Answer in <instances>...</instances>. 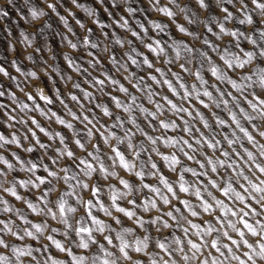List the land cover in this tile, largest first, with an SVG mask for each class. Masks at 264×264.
<instances>
[{
	"label": "snow or ice",
	"instance_id": "1",
	"mask_svg": "<svg viewBox=\"0 0 264 264\" xmlns=\"http://www.w3.org/2000/svg\"><path fill=\"white\" fill-rule=\"evenodd\" d=\"M104 3V0H101ZM171 5H176L179 8L181 13L188 11L187 0H185V6L180 7V0H169ZM76 7H82L83 5L78 3V0H75ZM162 0H153L152 7H155L156 10L160 13H163L165 17L173 18L175 17V13L168 6H161ZM236 5L240 8V12L236 11V8L233 7ZM231 6V7H230ZM49 7H54V5H49ZM113 7H120V5L115 3L113 0ZM257 8L261 11H264V0H243V5H240V0H196V11L191 14V16L187 19V23L189 25H195L201 23L198 19L201 14V10L204 13V19L208 22H212V17L210 13L213 11L221 17V21L218 23V30L220 34L230 35L231 37H235L236 39L231 42V46L233 48H237L239 45L238 52H232L231 55L233 59H228L225 55H221L219 60L223 62L224 69L229 70L232 68H244L247 63V57H252L254 54L264 56V44L259 45V52L255 47H252L251 50L248 49V45L245 44L241 46L240 38L245 35L244 31H231L228 32L223 21L234 20L237 15H241L246 8ZM129 12H134V10L130 9ZM40 11L36 9L31 10V16L36 18L41 15ZM9 12L0 8V18H7ZM112 15V13H111ZM243 17V16H242ZM62 20H65V17H61ZM122 20V23H121ZM245 21L252 23L254 27L248 31H251L253 34H258L261 39H264V29L261 28V20L259 17L249 14L242 19H239V24L243 25ZM67 23V21H66ZM114 23L117 27H121L122 24H129L127 19L114 20ZM77 24L80 27H84V25L77 20ZM208 33H213L214 36L217 34L214 32V27H207ZM102 28H108L107 24H102ZM155 29L159 32L163 33L167 25L155 24ZM142 32L131 31V37L135 39V41L145 40L143 47L147 50V53L150 55H145L140 52L139 55L142 56V60L146 63L147 67V75H145L144 79H146L149 84L152 83H161L160 77L165 75L166 69H164L163 65L167 64L168 66H172V72L167 73L165 75V79L162 82V86H164L165 95L163 97V101L161 103H167L174 109H177L181 114L186 113L189 117L199 116L200 120L199 124L202 125V128L198 129H184L185 131H190L192 135V139H184V144L187 146V150L185 151V158L187 160H191L190 151L194 150L197 146H202L205 149L204 156L197 155V164L199 169H207V171H197L193 170V167H187L178 175V191L179 193H190L191 196L195 197L196 203L194 204L191 199L181 198L178 192L175 190L174 185L170 183V180L166 173L162 171L160 163L156 161H167L169 159V154H165L167 150V143L169 136H165L164 133L169 132L171 129L169 127V121L161 118L159 121L156 120L155 114L150 113V122L154 125L152 129L142 128L143 136L138 137L137 139H148L152 144H158V152L159 155H153L152 160L153 163L151 165L152 169L155 171H159L161 175V179L159 184H162L165 187L167 193L171 194L167 195L162 200L161 212L163 215L157 214L155 218H152L149 215L148 219H144L143 216L137 215V211L130 209H141L145 212L149 210V208L155 209L157 208V202L152 199H143L141 200L140 196L136 195V192L140 189H137L135 185L139 184L140 180H143L144 183L142 185V190H147L150 193L159 196L160 188L154 186L151 182H146V176L141 172L135 173L131 177L130 180L127 178H121L119 181H114L112 179L113 173L110 172L109 168L105 165V160L108 163H111L112 158L119 162V167L124 173H129L131 171L129 167V162L131 157L128 155L127 149L129 147H135V141L133 137L136 135L135 131L132 130V125L137 124V116L134 113L130 118L121 116H117L113 114V111L110 110L111 106H114L121 113L133 111L132 107H125V105H134L136 102V88H129L125 86V84L121 83L120 80L113 77L111 73H104L103 75H96L95 85L100 86L104 89L106 93V98L101 99L94 92L84 88L81 83L77 82L72 89L78 90L77 92L70 91L69 100L72 102H80L83 103V98L85 96L91 95L92 99L95 101L94 104L89 105L91 111L85 113L83 119L88 123L89 128L85 129L82 124H80L79 128H76V125L72 123H68L65 118H62L57 114V111H53L49 108L45 111L44 108L41 107L39 103H36V98L32 94H28L26 99L28 101L33 102V107H29L28 103H23L19 106V111H17L15 106H9L0 102V124H6L7 128L15 129L19 126L24 135L22 137L18 136L17 132L10 133V138L6 137L3 134H0V149L5 148L6 146H10L15 144L17 148L24 147L25 152L27 153H35L37 148L48 150L52 152L53 159L48 160L47 157L44 159L48 162L43 165H38L33 160H28L27 162L23 160L16 152L11 153V158L6 157L3 154H0V184H3L2 192L6 194H10L11 197H14L16 201H21L22 206L26 205V209L31 213H35L36 215L29 219L26 216L19 215L21 212L20 208L16 209L15 215H13L12 207L9 206V200L0 197V211L4 214H7V217H0V264H4L6 260L9 259V254L7 253V249L11 246L7 239L6 232L10 233L12 231V227L14 224L22 225L24 228V232L21 233L17 231L16 240L19 241L23 239L25 236L33 237L36 236L32 229L35 230V234H39L40 237H43L45 234V225L43 224V217L39 212L35 210L36 203L33 202V199L41 202V209L44 210L45 204L50 205L47 209L51 220H56L57 213H59L61 217L60 225L66 226L69 231L64 233L65 237H69L68 243H61L60 240L56 239L53 235L48 234L46 240L50 242L51 246H54L55 249H58L59 252L66 254L65 260H59L55 258L53 255L49 254V244L40 245L38 247L32 248L29 247L27 251H22L19 248H14V254L24 260L28 259L30 264H145V257H141L139 253L150 252L148 250V243L146 241L150 240L149 235L142 234L141 237L135 236L132 239L128 237L131 236L133 232V228L131 227H122L120 230H117L113 225L122 226L126 221L122 220V217L127 220H132L135 217V224L137 228H152L153 226H160V231L164 229H173V227L180 230L182 235H175L169 231L168 235L173 236L174 244L169 245L167 239L165 237L162 240H158L155 242V248L159 249L160 253H163V261H161L160 257L153 254L151 257H147V261L150 260V264H226L227 261L235 262V264H252L254 259L257 260V264H264V219H257L254 223L249 222L247 217L250 215L257 217H264V188L259 187L258 184L253 183L250 188L240 187L238 188L240 191H237L236 201L243 205L240 212H237L233 208H230L223 199L217 198V195L214 194L213 191H209L205 196L203 192V186L208 185L210 189L215 190L217 193L222 196H227L229 190L237 189V186H234V182L230 179L232 168L235 165H232L231 160H229L228 164L224 163V159L231 156L232 159L236 158V153L231 152V148L229 145H234V141L230 136H222L221 139L213 140L205 129L212 128L215 131V127L213 124L209 123V119L206 117L203 111H201V107L203 109H208L209 104L206 102L205 98L215 97L216 91L209 89L203 93L199 92V87L197 84H192L190 87L187 84V80L185 76L187 75V64L184 63L182 58H186L189 55L195 57L196 55L204 56L205 54L209 55L210 61H215L210 53L215 51H221L222 53H228V46L221 47L218 43H213L209 38L200 35L197 36V30L193 28L189 30L182 24L177 23L176 28L179 33H184L186 36H192L197 40V44H189L186 43L183 39H173L171 43L165 45L163 43L164 37L149 35V29L146 28L143 24L140 25ZM257 29H261L257 31ZM68 31L72 32V28L69 26ZM88 33L92 32V29H87ZM75 35V33H73ZM103 40L107 38L109 42L113 45V51L109 59L111 61L117 60V51L115 50V46H119V49H124L125 44L124 40L119 38L115 32L111 35L108 31H103L101 36L96 37L97 42H93L89 36H85L80 44V47H89L91 50L87 52V56L89 59H92L93 65L98 66L99 64H105V55L107 54V49H105V54H99L98 50L101 45V39ZM219 36H217V40ZM64 40L67 41L68 45L72 49H77L78 44L73 43L72 40L68 39L67 36H64ZM202 41V43H200ZM256 39L252 40V44L256 43ZM129 44H134L133 39H128ZM199 45V46H197ZM204 49V50H202ZM37 52L40 51L39 48L36 49ZM131 52H137L136 48L131 49L130 52L124 53L120 52L121 55H125L129 61L130 66L135 65L137 63V59L135 56L131 55ZM162 54H168L170 57L174 56L176 59H181V63L179 65L175 64L173 59L164 60ZM160 57L161 66L157 67L155 64L156 58ZM28 59H32V56H28ZM65 61L69 67L72 66V57L65 55ZM235 61V63L233 62ZM13 66L17 65V61L13 60ZM21 71V67L16 66V72L19 73ZM248 71V69H245ZM211 77H214L217 81L216 88L218 89L220 95L224 96V104L227 105L231 103L232 93H224L223 89L219 87V84L222 82L223 72L221 71L220 65L216 62H212L210 68L208 69ZM0 73L3 76L9 77L10 80L15 81L16 77L11 75V73L6 70L5 67L0 65ZM28 77H36L35 71H29L25 73ZM196 81L201 82L202 73L199 69L195 72L194 76ZM261 77L264 78V69L261 71ZM204 83H210L209 80H204ZM116 86L119 84L118 92L123 94V97L113 94L108 91V85ZM233 87H235V80L231 81ZM19 87V85H17ZM197 90L198 104L200 107H196V111H193L189 106H184V108H179L177 102V95L181 98L185 96L188 97V104H193L191 100L192 90ZM24 89L22 88L21 91ZM182 90V91H181ZM131 91L133 95L131 97L127 96V93ZM158 91V90H157ZM7 89L4 87L2 83H0V97H4L6 95ZM215 93V94H214ZM170 94V95H169ZM230 98V99H229ZM39 99L44 101L47 105H52L56 102L49 98L47 95L43 94L41 91ZM121 99H124V105L120 103ZM159 99V97H157ZM251 99V98H249ZM59 103L67 104L63 98L57 99ZM216 108L220 107L218 101L213 100ZM69 107V104L67 105ZM157 108L160 107L158 103L156 105ZM253 110L255 111L257 108L260 109L259 115L264 117V94H258L257 101L251 105ZM28 112H38L41 117H47L48 120L54 121L59 125H63L64 129L76 128L77 131L74 132V135L77 136V139L73 143V146H70L66 143L68 137L63 135L60 131L52 133L46 130L45 127L41 126L38 119L35 116L28 115L25 116L23 113L25 111ZM147 110V106L145 108ZM97 115L101 117L99 123L92 119L93 115ZM165 116L167 113L164 114ZM211 116H216L215 126L219 125L221 128L227 129L229 124L235 125L237 114L233 113L230 118V123L226 119H220V115L213 111ZM107 118V119H105ZM110 118V119H109ZM73 121H79L81 119V115L79 112L72 110ZM130 119V123L127 125V140L129 143L126 145L125 140L121 137L124 136V133H119L117 131V123L119 121L120 126H124V120ZM173 122H175L178 126L181 125L180 121H175L174 118H169ZM248 120H251L252 125H257V131H250L249 128L241 129L242 132L247 136L249 143H255L258 137H264V120L258 121L251 116L247 117ZM186 123V122H185ZM93 125H95V129H100V131H96L93 129ZM155 127H159L161 132L159 134L155 133ZM43 133L49 140L58 139V144L53 151L51 149L50 143L43 142L40 137L37 135V131ZM252 129V128H251ZM172 131V130H171ZM111 133V136L116 140V142L120 145L118 147L108 148L104 147L105 143L108 142L109 136L108 133ZM84 135H90L95 137V148L91 145H88L87 148L85 146L84 140L81 138ZM183 135V132L180 133ZM23 141H28L27 146H24ZM222 142H226L227 147L225 148ZM64 145L68 148L66 155L61 153L60 146ZM219 144L221 149H225L224 151H218L220 158L218 161H214L212 156L209 155L208 150L217 151V145ZM246 147V146H245ZM260 154H264V143L259 144ZM247 148V147H246ZM99 151L101 154L104 152H108V157H103L97 165L94 163L96 156L95 152ZM144 151H147L145 149ZM81 155L80 159H76L77 154ZM61 155H64L65 163L63 165H59L57 162V158ZM137 157L144 160L147 157L142 155L141 150L136 151ZM245 158L250 160H255L256 155L253 154L252 151H246ZM11 159H15L19 165H25L27 163L28 167L21 168L22 171H27L29 173L37 171L38 168L42 169V172L39 175H35L32 178L31 182L25 179H18L19 173L16 172V168L14 164L11 162ZM75 160V164L72 161ZM175 163H179L180 161L173 157ZM76 165H80L81 168H90L92 170L91 181L92 183H84L80 185L79 180L71 175H65L68 173L69 168L73 171H79L76 168ZM57 167L61 168V171L57 172ZM135 167V165H132ZM255 168L259 173L264 174V165L256 164ZM223 169V171H221ZM224 171L229 173V177L226 178L224 176ZM12 172L14 175L9 177L8 173ZM103 173V176L101 175ZM191 173L192 176L196 177L200 181V185L196 186L195 189L191 183H188L185 180V174ZM212 174H215L213 176ZM216 175L221 177V181L217 182ZM61 176H63V180H61ZM207 177V178H206ZM138 178V179H137ZM247 179V177H245ZM59 181L60 191L53 194L51 191L53 185ZM71 181H75L74 183H70ZM110 182V183H109ZM264 183V181H261ZM118 185H123L124 189H127V192L118 191ZM64 185H68L70 188L75 189L77 186L82 188V191L85 195L90 193V198H88L83 207L87 209L86 216L90 218L91 224L96 225V231L100 233H106L102 235L101 239H98L93 234V228L85 226L84 218L81 217L78 221L79 226L74 227L73 223L70 222L69 215L70 213H75L77 208L69 204V200H66L65 197H73L75 195L74 191L70 192L64 188ZM105 185L111 190L110 202L105 205L104 199L101 196V193L104 191ZM40 186H44V190L40 193L39 197H34L33 199H25L21 195H18V188L31 187L33 189L40 188ZM219 189V191H217ZM248 191L253 193L252 196L244 195ZM244 193V194H242ZM258 194V195H257ZM47 196L48 200L45 201L44 197ZM124 196H127V199H123ZM247 199V203L245 202ZM74 203L77 204L78 200L73 199ZM121 201H125L128 207L122 205ZM213 201L215 206L226 205L223 209H221L222 215L218 214L215 219L212 217H207L205 220H201L199 222H194L189 217L195 218L201 214V209L204 213H209L213 210ZM252 201H255L253 204ZM150 206V207H149ZM163 206H167V210L165 211ZM98 208L100 211L104 212V214L108 217L113 216V212L110 209H114L117 214L115 218H111V223H105L103 220L98 219L95 214H93L92 209ZM230 213V216H229ZM19 216L18 220L17 217ZM231 217H238L236 221H234ZM36 221V222H33ZM170 221H174L173 225ZM19 222H22L20 224ZM10 224L12 227H10ZM207 225L203 227L202 225ZM237 224L242 225L243 229H246L247 232L255 237L256 240L253 242H249V239L245 238V232L237 227ZM187 225V226H185ZM195 230V237L199 238V242L194 240L193 233L191 230ZM221 229H231L232 232L236 233L237 238H233V235L227 231ZM57 227H50L49 232L55 233L57 232ZM157 231V227H156ZM158 232V231H157ZM72 233H75L76 237H79L78 240L71 239ZM112 233H115L113 235ZM185 237L187 239H185ZM226 239L229 243H222V240ZM72 244H75V247L78 249L88 250L90 246H95L94 251L90 254H75ZM234 246V247H233ZM205 248L214 250V253L209 251L205 253L203 250ZM173 249H177L178 251H174ZM148 250V251H146ZM34 253H43L45 255V259L40 261V258ZM218 253L219 255H215Z\"/></svg>",
	"mask_w": 264,
	"mask_h": 264
},
{
	"label": "rangeland",
	"instance_id": "2",
	"mask_svg": "<svg viewBox=\"0 0 264 264\" xmlns=\"http://www.w3.org/2000/svg\"><path fill=\"white\" fill-rule=\"evenodd\" d=\"M63 7L60 5H57V11L61 16H64L66 21H67V26H65L64 22H62L59 18V16H56L52 14L50 11L48 12V17L44 20L43 23H39L36 26H33L32 23H36V21H32L31 17H29L26 20H22L19 12H23L25 15H28L29 9H36L37 11H42L45 9V6L41 3V0H28V4L25 5L22 0H13L14 7L12 5H9L7 3V0H0V8H3L4 10L9 12V15L7 18H0V65L6 68L11 75L16 77L15 81H12L9 79V77L3 76L2 73H0V83L4 85V87L7 89L6 95L4 97H0V102H3L4 104L11 106H15L17 111H19V106L23 103H28L29 107H33V102L28 101L26 99V96L28 94H32L36 98V103H39L42 108H44L46 111L48 108H51L53 111H57V108L53 105H47L45 104L44 101L39 99L41 91L43 94L47 95L49 98L56 100L55 99V91L49 92V88H51V81L48 82V88H45L43 86V80L47 79L46 77H42L39 73L37 74L36 77H28L25 75V73L29 71H35V66L40 64L41 57L40 53L37 52L35 49L39 48L41 52L44 51L43 46L47 43H50L51 45H48L49 47L52 46L54 54L56 55L57 59L63 58L65 55H68L72 57L73 59H77V62L80 63L81 61L78 59V57H85L86 59L89 58L86 56L85 49L87 51H90L91 49L89 47H80L82 39L87 35L89 36L93 42L96 41L97 36H101L103 31H108L110 35L115 32L116 35L123 39V40H128V39H133L134 44L136 45V49L138 52H142L145 55H150L151 54L147 53V50L139 44L138 41H135L134 38L131 37V31H138L142 32L140 25L143 24L146 28L149 29V35H154L157 37L163 36L164 40L167 41L171 37V40L173 39H183L186 43L189 44H197V40L192 37V36H186L184 33H179L178 29L176 28V24H182L189 30H192L195 28L197 30V36L203 35L210 40H212L213 43H218L221 47L228 46L230 52H237L238 50L233 48L231 46V42L234 41L236 38L231 37L230 35H224L220 34L218 30V23L221 21V17L217 15L214 11L210 13V16L212 17V22H208L204 19V15H199L198 19L200 20L201 23L195 24V25H189L187 23V19L191 16L192 13L196 11V0H187L188 4V11L181 13L179 11V8L176 5H171L169 3V0H162V5L161 6H168L171 8V10L176 14L175 17L173 18H168L165 17L163 13H160L156 10L155 7H152L149 3L148 0H127L126 4L120 3L119 0H115V3L120 5V7H113V0H104L105 5L108 7V11L112 13L111 16H109L108 12H104L103 9L99 8V5L97 4L96 0H78V3L83 5L82 7H76V5H73L71 3V0H62ZM180 7L185 6V0H180ZM231 7V6H230ZM128 8L135 9L134 12H129L127 11ZM201 13H203V10H201ZM121 17L123 19H127L129 21L128 28H123V27H117L116 24L113 22L114 20H120ZM243 17L241 15H237L234 20H228V21H223L225 23L226 29L228 32L231 31H244L245 34L248 33V25L244 24L241 25L239 24V19H242ZM39 18H37V21ZM77 20H79L84 27H80L79 24H77ZM122 23V20H121ZM102 24H107L108 28L104 29L101 27ZM155 24H162V25H167L165 28V31L163 33L159 32L157 29H155L154 25ZM214 24L216 25L214 27ZM111 25V27H109ZM204 25H207V27H214V32L219 36V39L217 40V36H214L213 33H208L207 29ZM72 28V32L68 31V27ZM91 28L92 32L88 33L87 29ZM75 33V35H73ZM64 36H67L68 39L72 40L73 43L78 44L77 49H72L70 45H68L67 41L64 40ZM25 37L28 38L31 43H28L25 41ZM253 38L257 40L259 44H264V40H262L258 34H253ZM101 43L103 42V38L100 41ZM202 43V41H200ZM240 43L241 46H244L245 44L248 45V49L251 50L252 46L248 44L247 40H244L243 38H240ZM199 46V45H197ZM128 48V45L125 44V49ZM60 49L63 51L60 52ZM115 50L120 51L121 53L123 52L122 49H119V46H115ZM204 50V49H202ZM92 51H98V50H92ZM213 55V59L219 64L223 65V62L219 60V57L215 56L213 53H210ZM28 56H32V59H28ZM141 59L143 58L142 56L140 57ZM44 59H47V53H44ZM16 60L18 63L16 66L21 67V71L19 73L16 72V66L12 65V61ZM105 64L108 65V67H111L110 64H108V61L105 59ZM65 69L68 70L69 74L73 75L74 79L77 82H80L82 86L90 91H93V89L89 88L87 84H84L83 81L80 79V77L75 76V73L72 72L71 69H68L67 62L64 61L62 65ZM87 67V65H84ZM172 67V66H169ZM94 75H99V73H94ZM182 75L185 76V79L187 80V84L190 87L192 84H197L198 87H200L199 82L195 80L194 77H188L186 74ZM202 75H204V78L206 80H209L210 83L215 80L214 77L210 76V73L208 71L203 72ZM211 77V79H209ZM121 83L125 84V86L131 88V86L123 79V77H118ZM19 85V87H17ZM222 89L223 87H228L229 91H233V94L236 95L235 91L231 88L230 85H221ZM24 89L21 91V89ZM68 91H73L77 92L78 90L72 89L71 84L67 85ZM108 91L112 92L115 95L123 97V94L117 92H113V87H108ZM59 91H60V98H64V91H65V85L60 84L59 85ZM166 91V89H164ZM182 91V90H181ZM95 93V92H94ZM96 94V93H95ZM215 94V93H214ZM97 95V94H96ZM170 95V94H169ZM105 99H107L105 97ZM230 99V98H229ZM207 102V98H205ZM193 101V105L196 107H200L198 102L195 100ZM66 103L69 104V107L73 106L74 102H69V100L65 101ZM186 106H189V104L186 102ZM55 105H59V101L56 100ZM148 106V105H146ZM242 106L247 108V104L242 102ZM114 106L110 107V110H113ZM73 110L76 111L75 108ZM201 111L204 112L206 117L209 119V121L215 126V122L211 116V112L208 111V109H203L201 107ZM213 111L217 112L220 116H222L224 119L228 120L230 123V119L227 116L226 113L220 112L219 110L213 108ZM238 111V110H237ZM57 114L60 115L62 118H65L66 120H70V117H67L63 111H57ZM23 115L28 116L32 115L35 116L36 119L39 120L41 126L45 127L46 130L55 133L60 131L63 135H66L67 137H71L74 135V132L69 130V129H64L63 125H59L54 121L48 120L47 117H41L38 112H28L27 110L23 113ZM107 119V118H105ZM259 123V121H258ZM245 127H248L249 130L251 131V126L247 124V122H244ZM198 127L202 128V125L197 123ZM80 125L76 124V128H79ZM232 128H235V125H232ZM217 131H222L223 133L227 134L229 133V128L227 129H216ZM17 132L18 136L22 137L24 135L23 130L17 126L15 129H9L7 128L6 124H0V134L5 135L6 137L10 138V133L12 132ZM37 135L40 137V139L45 142V143H50L57 146L58 144V139L56 140H49L48 137H46L43 133H40L39 130L37 129ZM206 132V130H204ZM168 135L175 136L176 133L173 131L167 132ZM238 135H242L238 133ZM187 138V137H185ZM222 136H217V139H221ZM257 139L261 142L264 143V138H260L257 136ZM66 143H68L70 146H73V143H70L69 140L67 139ZM224 147L226 148V142H222ZM24 146H27L28 141H23ZM60 147H63L64 145H59ZM245 146L248 147L249 149L255 151V149L251 148V145H249L245 141ZM235 147V145H234ZM7 149V151H5ZM16 152L17 155H19L23 160L26 162L28 160H33L35 163H38L40 155L44 152L43 149L37 148V151L35 153H27L24 150V147L17 148L15 144L6 146L3 149H0V154L5 155L6 157L11 158V153ZM215 152V155L219 156L218 151H213V150H208L209 155L212 156V153ZM165 154H170L168 150H166ZM48 155H52V152L49 151ZM223 158V157H220ZM182 160L184 162V165L187 167H194L197 169V171H202L199 169L198 165H196L192 161H188L187 158L182 157ZM11 162L14 164L16 168V172L19 173L18 179H25L27 180L29 177H32V173H29L27 171H22L21 166L18 164L15 159H11ZM45 163L48 162L47 160L44 161ZM160 166L162 168V171L167 174L170 182L174 185L175 190L178 192L179 196L184 199H191V201L195 204V197L191 196L190 193H179L178 191V174L179 173V168L180 166H177V173H172L171 170L168 168L167 164L163 161H160ZM29 165L25 163L24 167H28ZM2 167V165H0ZM119 171H122L121 169ZM42 172L41 168H38L35 175H39ZM130 173H126L128 175ZM14 175V173H10L9 177ZM215 176V174H212ZM250 175V174H249ZM257 175H260L257 173ZM87 179V178H85ZM138 179V178H137ZM195 179L191 173H186L185 174V180L188 183H191V181ZM261 179H264V176H261ZM116 181V180H114ZM254 183H258V181L253 178ZM146 182H151L155 184L158 187H161V189L165 192L166 195H171L167 193L165 189H163V186L159 184L158 180H155V178L152 177H146ZM131 183V181H130ZM135 185V187H137ZM237 186V190L240 191ZM64 188L67 189V185H64ZM117 189L119 191H125L123 188V185H118L117 184ZM44 190V186H40L38 189H33L31 187H24V188H18V195H21L25 199H33L34 197H39L40 193ZM210 191H213L215 195H217V198L223 199L225 203L230 207L236 210L237 212H240L241 208L243 205H240L237 201H233L229 199L228 197L222 196L221 194L217 193L215 190L210 189ZM143 196L141 200L143 199H152L157 202V208L152 209L149 208L147 212L143 211L142 208L137 210V209H130V210H135L137 211V215L143 216L144 219H148L149 215H151L152 218H155L157 214L163 215L161 212V207H162V201L159 199L158 196H156L153 193L148 192L147 190H143ZM244 194V193H242ZM81 195L84 196L86 199L90 198V193L88 195H85V193L82 191ZM246 195V194H244ZM101 196L104 199L105 205L110 202V196H111V190L105 185L104 191L101 193ZM206 196V194H205ZM0 197L4 199L9 200V206L12 208H20L21 211L25 212V216L31 219L33 216H35V213H31L29 210L26 209V205L22 206L21 201H16L14 197H11L10 194H6L2 191H0ZM247 197V195H246ZM33 202L38 203L39 201L36 199H33ZM246 203L248 202L247 199L245 201ZM122 205L125 207H128L125 201H121ZM254 204L255 201H252ZM69 204L72 206L76 207V204L74 203L73 199H69ZM213 210L209 213H204L201 209V214L198 217L192 218L194 222H199L201 220H205L207 217H212L215 219V217L220 214L222 215V212L219 208L215 206L213 203ZM42 206V205H41ZM2 207V206H0ZM164 210H167V206H163ZM113 212V215H121L117 214L114 209H110ZM159 210V211H158ZM93 214L97 216L98 219L103 220L105 223H111V217H108L104 214V212L100 211L98 208L92 209ZM87 209L86 208H79L78 211L75 214H68L71 222V217L75 216L77 218H84V223L85 226L93 228V234L96 238L101 239L102 235L106 233H100L95 230L96 226L91 224L90 218L86 216ZM15 215V213H13ZM230 216V213H229ZM0 217H7V214H4L2 211H0ZM122 220H125L126 222L120 226V225H113L117 230H120L122 227H131L133 228V232L131 236H137L141 237L142 234H147L150 236V240L147 242L148 243V250L152 253H159L160 255H163V253H160L159 249L155 248V242L157 240H162L165 236L168 238L167 242L171 241L173 239L172 235H168L169 231L172 233H175V235H182L179 229L173 227V229H164L161 232L156 231V226H153L152 228H148L147 226L145 227L147 229V232L145 233L144 228H137L135 224V217L132 220H127L126 218L122 217ZM234 221L238 219V217H231ZM249 222L254 223L255 220L252 219V216L250 215L247 217ZM257 219H264V217H257ZM18 220V218H17ZM36 222V221H33ZM43 224L45 225V234L43 237H40L39 234H35L36 238L34 239L33 237H24L23 240L17 241L15 237H11L10 235L7 236V239L10 243H15L20 247H38L40 245L44 244H49L45 237L48 234L53 235L56 239L60 240L61 243L67 244L68 239H65L64 236V226L57 224L55 220H51V217H43ZM22 224V222H19ZM173 225L175 224L174 221H170ZM18 225L14 224L13 227L16 228L17 231L19 229L17 228ZM187 226V225H185ZM203 227H206L207 225H202ZM50 227H57V232L55 233H50L49 228ZM237 227H239L241 230L245 232V238L249 239V242H253L256 240L255 237H252L246 229H243L242 225L237 224ZM229 231L232 235L233 238H237L236 233L232 232L231 229H224ZM32 231L35 233V230L32 229ZM192 233H195V230H191ZM115 235V233H112ZM129 236L128 238L130 239ZM194 240L199 242V238L195 237L193 235L192 237ZM71 239L73 240H78L79 237L75 236V233H72ZM222 243H229L226 239L222 240ZM74 249L75 254H90L91 252L94 251L95 246H90L88 250L84 249H78L75 247V244L71 245ZM234 247V246H233ZM146 250V251H148ZM205 253L211 251L214 253V250L205 248L203 250ZM49 254L53 255L55 258L59 260H65L66 259V254L59 252L58 249H55L54 246L49 247ZM34 255H37L39 258L43 256V259H45V255L43 253H34ZM141 257H145L144 253H139L136 254ZM215 255H219L218 253H215ZM25 264H28V259H24ZM145 264H147V257H145ZM235 264V262H233Z\"/></svg>",
	"mask_w": 264,
	"mask_h": 264
},
{
	"label": "clouds",
	"instance_id": "3",
	"mask_svg": "<svg viewBox=\"0 0 264 264\" xmlns=\"http://www.w3.org/2000/svg\"><path fill=\"white\" fill-rule=\"evenodd\" d=\"M22 2L27 5L28 0H22ZM97 4L99 5V8L103 9L104 12H108L109 16H111V12L108 11V7L105 5V3H102L101 0H96ZM120 3L126 4L127 0H119ZM7 3L9 5L13 4V0H7ZM41 3L45 6V9L40 11L42 14L37 16L36 18H33L31 16V9H29L28 15H25L23 12H19V15L22 20H26L29 17H31L32 21H36V23H32L33 26L38 25L39 23H43L44 20L49 16L48 12L50 11L52 14L59 16L60 20L64 22L65 26H67V23L65 20H62L59 12L57 11V5H60L63 7L62 0H41ZM71 3L75 5V0H71ZM148 3L152 5L153 0H148ZM49 5H54V7H49ZM240 5H243V0H240ZM233 7L236 8L237 12H240V8L237 7L236 5H233ZM132 8H128L127 11H129ZM135 11V9H132ZM249 14L255 15L260 18L261 20V28L264 29V11H261L257 8H246L243 13H241V16L246 17ZM201 15H204V13H201ZM37 18L39 20L37 21ZM236 18V17H235ZM123 19V17H121ZM231 20V19H230ZM114 22V21H113ZM244 24L248 25V29H252L254 25L252 23H249L245 21ZM243 24V25H244ZM111 27V25H109ZM121 27L123 28H128L129 26L127 24H122ZM261 29H257V31H260ZM165 31V30H164ZM244 40L248 41V44H250L252 47H255L257 49V52H259V43L256 42L254 45L252 44V40L255 39L253 38V33L251 31H248L247 34H245L243 37ZM26 42L31 43V41L28 40L27 37L24 38ZM147 37H145V40ZM145 40H139L140 45H144ZM264 40V39H262ZM257 41V40H256ZM171 37L167 41H163L165 45L171 43ZM124 44L128 45L127 49H122L124 53H128L131 51V49L136 48L135 44H129L128 40H124ZM50 43H47L43 46L44 51L39 53L41 54V61L40 64L36 65L35 72L36 74H40L42 77H46L47 79L43 80V86L45 88H48V82L51 81V88H49V92L55 91V99H60V91H59V85L63 84L65 85V91H64V101L69 100V94L70 92L68 91L67 85L71 84L72 88L75 86L77 81L74 79L73 75L69 74L68 70L65 69L62 65L63 62L65 61L64 57L61 59H57L56 55L54 54L52 46ZM101 47L98 49V53L104 55L105 54V49H107V54L105 55V59L108 61V64L111 65V67H108L107 64H99V61H97L98 66H94L92 59H95L93 57L92 59L85 58L83 56L78 57V59L81 61L80 63L77 62V59L72 58V66L69 67L68 69H71L72 72L75 73V76L80 77V79L83 81L84 84H87L89 88L93 89L94 92L101 98L103 99L106 96V93L104 89L100 86L95 85V78L96 75L94 73H99L100 75H103L104 73H111V75L115 78L118 79V77H123V79L133 88H136L138 85L139 87L136 88V102L134 105H125V107H132L133 111L129 112H124L121 113L119 110L114 108L113 114L117 116H121L123 119L124 117L130 118L134 113L137 116V124L132 125V130L135 131L136 135L133 137V140L135 141V147H129L127 149L128 155L131 157V160L129 162V167L131 171L129 172L130 174L126 175V173L119 171V162L112 158L111 163L109 164L107 160H105V165L109 168L110 172L113 173L114 175L112 176L113 180L119 181L121 178H127L131 181V177L137 173L143 171L146 177H152L155 178V180L160 181L161 175L159 171H155L152 169L151 165L153 163L152 156L153 155H159L158 152V144H152L150 140L148 139H137L138 137L143 136V131L140 129L142 128H147V129H152L154 125L150 122V113L155 114L156 120L159 121L161 118L168 120L169 121V127L170 129L176 133L175 136H169L168 140L166 141L168 147L167 150L170 153L169 154V159L165 161L167 164L168 168L171 170L172 173H177V166H180L179 168V173L182 172L187 166L184 165V162L182 160V157H185V151L187 150V146L184 144V139L187 137V139H192V135L190 131H185L184 129H198L199 127L197 126L198 121L200 120L199 116L196 117H189L186 113L181 114L177 109L172 108L169 106L167 103H161L163 101V97L165 95L164 91V86H162V82L165 79V75L167 73L172 72V68L169 67L167 64L163 65L164 69H166L165 75H162L160 77L161 83H152L149 84V82L144 79L145 75H147V67L146 63L140 58L141 56L139 55L140 52H131V55L135 56L137 59V63L135 65L129 64L128 59L126 58L125 55H121L120 51H117V60L116 61H111L109 57L111 56L113 49V45L111 42L105 38L103 42L101 43ZM37 49V48H36ZM35 49V50H36ZM239 51V45H237L236 48ZM63 51L60 49V52ZM237 51V52H238ZM47 53V59H44V53ZM86 56H87V50L85 49ZM215 56L220 57L222 54L225 55L228 59H233L231 53H222L221 51H215L212 52ZM164 60L168 59H173L175 64L179 65L181 63V59H176L174 56L170 57L168 54H162ZM211 55V54H210ZM213 57V55H211ZM88 57V56H87ZM184 60V63L187 64V76L188 77H193L197 69L201 71V73L208 71V69L211 66L212 62L216 61H210L209 60V55L205 54L204 56H200L199 54L196 55L195 57L189 55L186 58H182ZM247 63L245 64L244 68H232L229 70L224 69V65H220L221 71L223 72V77H222V82L219 84V87L221 85H230L231 88L235 91L236 95L233 94V91H229L228 87H223V92L224 93H229L231 92L232 99L231 103L225 105L224 104V96L220 95L218 89L216 88L217 81L216 79L212 81L211 83H204L203 81L206 80L204 78V75H202V80L199 82V92L203 93L205 91H208L209 89L215 90L216 95L215 97H210L207 98V102L209 104L208 111L213 113V108L219 110L220 112L226 113L229 119L232 117L233 113L237 114L236 117V123H235V128H232V124H229V133L225 134L222 131H217L216 129H222L219 125L216 126L215 131L212 128L205 129L208 135L213 139L217 140V136H230L231 139L234 141V145H229L228 147L231 148L232 153H236V158L232 159L231 156L227 157L224 159V163L228 164L229 160H231L232 165H235V167L232 168L231 171V176L230 179L234 182L235 185H239L240 187H247L250 188L251 185L254 183L253 178H255L256 181H258L259 187L264 188V183H261V181H264V179H261V176H264V174H261L258 172V170L255 168L256 164H261L264 165V154H260V149H259V144L261 143L259 140H257L255 143H249L247 136L244 134V132L241 131V129H247L248 127H245L244 122H247L248 125L251 126L252 131H257V125H252L251 120H248L247 117L251 116L252 118L256 119L257 121L264 120V117H261L259 115L260 109L257 108L255 111L251 107L252 104H254L257 101L258 94H264V78L261 77V71L264 69V56L254 54L252 57H247ZM235 63V61H233ZM217 63V62H216ZM87 65L85 67L84 65ZM155 64L157 67L161 66V59L160 57L156 58ZM245 69H248V71H245ZM37 76V75H36ZM211 79V77L209 78ZM119 80V79H118ZM235 80V87L232 86L231 81ZM80 83V82H79ZM108 87H113V92H117L119 89V84L116 86H112L111 84L108 85ZM158 90V91H157ZM93 92V91H92ZM133 93L129 91L127 93L128 97H131ZM159 97V99H157ZM251 98V99H249ZM191 100H195L198 102V97H197V90L193 89L192 90V96ZM213 100H216L219 102L220 107L216 108L215 104L213 103ZM69 102H72L69 100ZM177 102L179 108H184L185 103L188 102V97L185 96L184 98H181L179 95H177ZM242 102L247 104V108L242 106ZM95 101L92 99L91 95L85 96L83 98V103L80 102H74L72 107H68V103H59V105H55L53 103L52 105L57 108V111H63L67 117H72V110L73 108L76 109L77 112L80 113L81 119L79 121H73L72 119L67 120L68 123H72L74 125L76 124H82L85 129L89 128V125L85 120L83 119V116L85 113H88L91 111L89 105L94 104ZM120 103L124 105V99H121ZM160 104V107L157 108L156 105ZM147 106V110H145ZM189 108H192L193 111H196V106L189 103ZM49 109V108H48ZM47 109V110H48ZM238 110V111H237ZM46 111V110H45ZM167 113L165 116L164 114ZM169 118H174L175 121H180L181 125L178 126L175 122L170 120ZM213 120L215 121L216 116H212ZM92 119L99 123L101 117L97 115H93ZM110 119V118H109ZM220 119H224L222 116H220ZM186 122V123H185ZM117 123V131L119 133H124V136L121 137L125 140V144L127 145L129 141L127 140V125L130 123V119H125L124 120V126H120L119 121H116ZM210 124H212L209 121ZM93 129H95V125L92 126ZM69 130L75 132L77 131L76 128H69ZM96 131H100V129H95ZM161 132V129L159 127H155V133L159 134ZM183 132V135H180V133ZM238 133L242 135H238ZM165 136H168L167 132L164 133ZM109 139L108 142L105 143L104 147L106 149L108 148H113V147H118L120 146L116 140L111 136V133H108ZM84 140L85 146L87 148L88 145H91L93 149L95 148V137L90 136V135H84L81 137ZM264 138V137H261ZM77 139L76 135H73L71 137H68V140L70 143H74L75 140ZM54 141V140H53ZM245 141L251 145L252 149H255V151L249 149L248 147H245ZM63 145V144H62ZM56 148L55 143L51 144V149L54 151ZM147 149V151H144ZM141 150L142 155L147 157V159H140L136 155V151ZM225 149H221L219 144L217 145V151H224ZM7 151V149H5ZM61 153H64L66 155L68 148L63 146L60 147ZM246 151H252L254 155H256L255 160H250L245 158V153ZM48 150H44V152L40 155L38 163L39 165H43L45 162V157H47L48 160H52L53 156L48 155ZM205 154V149L202 146H197L194 150L190 151L191 155V160L195 164H197V155L199 156H204ZM103 157H108L109 153L104 152L101 154L99 151L95 152L96 159L94 163L99 165L101 159ZM173 157L177 158L180 162L175 163L173 160ZM81 155L78 153L76 156V159H80ZM212 158L214 161H218L220 157L215 155V152L212 153ZM57 162L59 165H63L65 163V158L64 155H61L57 158ZM159 163V161H156ZM73 164H75V160L72 161ZM132 165H135V167H132ZM21 168L24 167V165H20ZM76 168L79 169V171H73L71 168H69L68 173H65V175H71L75 177L77 180H79L80 185H83L84 183H92L91 181V175H92V170L90 168H81L80 165H76ZM193 170L195 168L193 167ZM202 171H207V169H201ZM61 171V168L57 167V172L59 173ZM223 171V169H221ZM11 172L8 173L10 175ZM179 173H177L179 175ZM259 173L260 175H257ZM250 174V175H249ZM103 176V173H101ZM32 176H35V172H32ZM224 176L226 178L229 177V173L224 171ZM194 177V176H193ZM247 177V179H245ZM87 178V179H85ZM191 181V184L193 185V188L195 189L196 186L200 185V181L194 177ZM207 178V177H206ZM27 180L31 182L32 177H29ZM61 180H63V176H61ZM216 180L217 182H223L221 181V177L219 175H216ZM75 181H71L70 183H74ZM110 183V182H109ZM144 181L140 180L138 186L136 187L137 189H140L139 191L136 192V195L138 196H143V190H142V185ZM172 183V182H170ZM162 185V184H160ZM154 186H156L154 184ZM163 189H165L166 186L162 185ZM4 185L0 184V191L3 190ZM158 187V186H156ZM67 188L70 192L74 191L75 195L71 198L65 197L66 200L69 199H77L78 203L76 204V208L78 211L79 208H84L83 205L85 201L87 200L84 196L81 195L82 188L80 186H77L75 189L70 188L67 185ZM160 188V193H159V199L162 201L163 198H165L167 195L165 192ZM39 189V188H38ZM110 189V188H109ZM53 194L56 192L60 191L59 188V181H57L51 190ZM119 191V190H118ZM128 190L125 189L124 192H127ZM210 191V188L208 185L203 186V192L204 194L207 195V193ZM219 191V189H217ZM237 189L235 190H229L227 196L229 199L236 201L237 197ZM247 196H252L253 193L251 191H248L245 193ZM258 195V194H257ZM123 199H127V196H124ZM44 200L47 201L48 197L45 196ZM214 203V201H213ZM50 207V205L45 204L44 210L41 209V202L36 203L35 205V210L39 212L42 216L48 217V211L47 209ZM150 207V206H149ZM220 210L226 207V205H219L216 206ZM13 213L16 212L15 208H12ZM77 211L75 213H77ZM159 211V210H158ZM72 213V214H75ZM19 215L25 216V212L21 211ZM19 218V216L17 217ZM111 218H115L113 215ZM256 216L253 215L252 219L256 221ZM70 219V218H69ZM80 218H77L75 216L71 217V222L73 223L74 227H78V221ZM57 224L61 223V217L59 213H57L56 220ZM96 226V225H95ZM10 227L12 225L10 224ZM157 231H160V226L157 225ZM17 228L21 233L24 232V228L22 225H18ZM97 228V226H96ZM95 228V230H96ZM64 233L69 231V229L64 226ZM224 229H221L223 231ZM145 233L147 232V229L144 228ZM17 230L16 228L12 227V231L10 233L6 232L7 235H10L11 237H16ZM103 234V233H102ZM35 235V233H34ZM147 235V234H145ZM195 235V233H193ZM173 236H175V233H173ZM27 237V236H25ZM135 236H131L130 239L134 238ZM47 236L45 237V239ZM24 239V238H23ZM21 239V240H23ZM65 239H69V237H65ZM165 239H168L165 236ZM185 239H187L185 237ZM158 241V240H157ZM148 241H146L147 243ZM169 245L174 244L175 241L172 239L171 241L168 242ZM14 248H19L22 251H27L29 247H20L15 243H12L11 246L7 249V253L9 254V259L4 262V264H25V260H22L18 258L14 252ZM174 251H178L177 249H173ZM145 256L151 257L154 253L152 252H143ZM3 254V253H0ZM156 256L160 257L161 261H163V256L160 255L159 253H155ZM43 256L40 257V261H43ZM28 264H30V261H28ZM147 264H150V260L147 261ZM193 264H195V261H193ZM226 264H233L231 261H227ZM252 264H257V260L254 259L252 261Z\"/></svg>",
	"mask_w": 264,
	"mask_h": 264
}]
</instances>
